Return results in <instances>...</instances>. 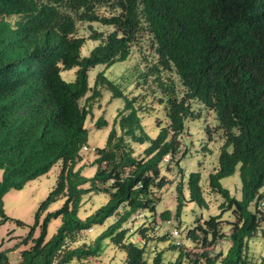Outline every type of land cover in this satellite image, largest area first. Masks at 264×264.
Listing matches in <instances>:
<instances>
[{
    "label": "trees",
    "instance_id": "1",
    "mask_svg": "<svg viewBox=\"0 0 264 264\" xmlns=\"http://www.w3.org/2000/svg\"><path fill=\"white\" fill-rule=\"evenodd\" d=\"M83 23L87 38L97 41L86 55L81 54L86 37L79 33ZM92 23L108 29L98 30ZM144 41L150 53L136 60L133 71L110 78L100 70L89 86L90 68L124 61ZM73 67V80H64L61 70ZM131 76L136 87H143L136 94L126 90ZM101 88L121 97L123 106L105 144L94 147L90 164L95 171L86 176L83 165L75 166L87 146L84 123L91 101ZM149 96L162 114L155 113L154 136L142 123L153 112ZM195 104L200 107L194 109ZM202 108L216 119L206 126L207 139L220 141L206 182L221 198L219 213L180 230L188 244L178 245L166 231L151 234L149 222L168 183L163 167L175 165L180 174L174 215L179 217L183 200L207 205L200 170L184 179L180 166L187 153L185 121ZM106 124L102 117L96 121L98 128ZM58 162L55 184L35 209L29 231L15 244L24 246L19 258L10 261L0 242V264H67L73 259L89 264L104 254L108 242L124 252L119 264H160L163 250L175 252L166 264H248L247 241L264 227L259 207L264 200V0H0V224H24L5 213L4 194ZM236 169L239 198L220 182ZM89 193L104 195L105 201L80 218L83 196ZM57 200H62L60 206L47 210ZM225 211L233 219H223ZM139 213L145 222L134 229L125 226ZM159 215L171 218L169 209ZM56 218L60 223L47 239V226ZM107 218L112 221L105 228L84 239V231ZM133 235L139 239H131ZM169 238L173 241L149 261L150 247ZM222 239L228 246L216 249Z\"/></svg>",
    "mask_w": 264,
    "mask_h": 264
},
{
    "label": "rangeland",
    "instance_id": "2",
    "mask_svg": "<svg viewBox=\"0 0 264 264\" xmlns=\"http://www.w3.org/2000/svg\"><path fill=\"white\" fill-rule=\"evenodd\" d=\"M92 27L98 30H106L107 27L99 25L97 23H92ZM88 28L85 23L80 24L79 33L86 37L84 44L81 47V54L86 55L90 48L97 43V41L88 39ZM150 46L146 41L141 42L139 45H135L129 57L124 61H116L113 65L106 68L103 64H97L94 67L90 68L88 71V84L89 86L93 85L94 77L97 72L100 70H105V74L110 78H118V76L127 73L131 70V66L136 63V60L140 56H148L150 53ZM76 67L71 69L61 70L60 75L66 81H71L74 78V72ZM136 74V71L133 72V75ZM132 82L127 87V92L129 94H136L143 90V87H136L134 82L136 77L131 76ZM101 95L91 101V112L86 117L85 127L88 129V141L87 149H82L81 160L76 163V167L83 165L81 170L82 174L86 176H91L95 167L90 163L94 158V147L103 146L106 141V136L108 134L109 128L112 126L113 119L118 111V109L123 106V99L121 97H112L111 93L101 88ZM90 92L87 93V95ZM147 101L152 105L153 112L151 115H144L142 123L145 126L146 131L154 136L157 133L155 126V113L159 116L161 114V108L156 101H152L151 97L147 98ZM200 105L195 104L194 109H198ZM99 117H102L106 120L107 124L103 127H96V121ZM216 122L214 113L208 111L205 108H202L199 115L189 118L185 121V131L183 133V143L187 147L186 155L182 158L180 166L183 169L184 179L187 177L189 172L200 170L201 180L200 183L203 188V194L207 205H198L193 201L183 200L179 217L174 215L175 206H176V190L175 186L180 177L178 168L175 165H172L169 170L162 168V174L167 177V184L162 187L160 190V201L157 204V211L150 220L149 225L152 226L150 229L151 234L161 235L165 231V223L159 212L164 209H169L172 225H178L182 233L186 232L187 229L191 228L196 220L199 218H207L209 215L219 213L218 204L221 201L219 195L211 192L206 187L208 173L212 170L213 166L216 164L217 154L219 150V139L215 138L211 141L207 139L206 135V126L214 125ZM207 145V148H204L203 145ZM181 148L184 147L181 144ZM60 169V162L53 165L46 173L37 176L36 178L29 180L22 188L14 189L11 188L3 196V209L5 213L13 218L21 220L24 224H16L13 220H6L4 223L0 224V242L2 243L1 248H7L8 253L11 252L12 248L15 246L20 236H24L29 231V226L34 221V211L37 208L39 202L45 198L50 188L55 184L56 177ZM2 171L0 169V178ZM223 187L227 188L229 192L234 195L236 198L240 197V177L238 169L229 176H225L220 180ZM264 188V187H263ZM182 191L185 199H187L188 191L185 186L182 187ZM83 203L78 211V216L84 218L95 210L100 204L105 201L104 195L101 194H85L83 196ZM62 200H57L51 203L48 206L47 210H54L60 206ZM43 214L41 215V217ZM222 218L225 220L233 219V216L230 211H225L222 214ZM145 218L142 213L133 215L125 226L131 227L134 229L138 224L145 222ZM112 221V218H107L103 224L95 225L90 230L83 232L84 239L92 238L97 235L103 228L107 226ZM60 223V218L52 219L47 226L46 238L48 239L56 230L57 226ZM148 224V223H147ZM169 225V224H167ZM170 225V227H172ZM225 231L228 232L229 228L226 221L224 222ZM154 231V232H153ZM38 233V229L35 230L34 235ZM180 234L177 237H181V240L188 244V240L183 238V234ZM138 235H133L131 238L133 240L138 239ZM223 240V239H222ZM171 238L165 241H156L154 246L152 245L147 254V258L150 261L154 252H157L159 249L166 246L168 243L172 242ZM224 242L221 240L217 243L216 249L225 250ZM223 246V247H221ZM15 248H19L15 246ZM247 252L249 263L248 264H264V227L261 230H258L256 234L249 237L247 241ZM9 255V254H8ZM175 256L173 250H163L162 259L160 264H166L168 261L172 260ZM11 261L15 260V257L10 258ZM124 259V252L109 243L105 247L104 254L99 258H94L89 261V264H119ZM67 264H81L77 259H73Z\"/></svg>",
    "mask_w": 264,
    "mask_h": 264
},
{
    "label": "built area",
    "instance_id": "3",
    "mask_svg": "<svg viewBox=\"0 0 264 264\" xmlns=\"http://www.w3.org/2000/svg\"><path fill=\"white\" fill-rule=\"evenodd\" d=\"M88 147L87 146H83L82 149H87ZM259 207L261 209L264 210V200H261L259 202ZM169 224V225H167ZM171 224V220L168 219L165 221V231L168 232L170 234L171 237L174 238V240L176 241V244H181L183 241L181 240V237H177L179 234H180V229L178 227H176L175 225H172V227H170ZM132 239V238H131ZM139 239V237H138ZM136 239V240H138Z\"/></svg>",
    "mask_w": 264,
    "mask_h": 264
},
{
    "label": "crops",
    "instance_id": "4",
    "mask_svg": "<svg viewBox=\"0 0 264 264\" xmlns=\"http://www.w3.org/2000/svg\"><path fill=\"white\" fill-rule=\"evenodd\" d=\"M222 242H224V243H222L223 244V246L225 245V247H227L228 246V241L227 240H221ZM223 246H221V247H223ZM19 248H15V246L12 248V250H10L11 252H9L8 254V256H9V259L11 258V257H15L16 259L15 260H13L12 262H14V261H16L18 258H19V251L22 249V248H24V246L23 245H21V246H18ZM10 261H11V259H10Z\"/></svg>",
    "mask_w": 264,
    "mask_h": 264
},
{
    "label": "clouds",
    "instance_id": "5",
    "mask_svg": "<svg viewBox=\"0 0 264 264\" xmlns=\"http://www.w3.org/2000/svg\"><path fill=\"white\" fill-rule=\"evenodd\" d=\"M90 230V229H89Z\"/></svg>",
    "mask_w": 264,
    "mask_h": 264
}]
</instances>
